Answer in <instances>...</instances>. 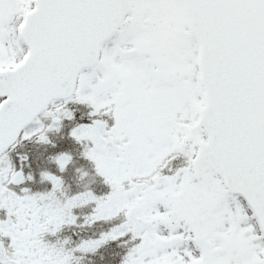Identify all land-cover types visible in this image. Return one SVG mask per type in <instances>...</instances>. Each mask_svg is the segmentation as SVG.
Returning <instances> with one entry per match:
<instances>
[{
	"label": "snow or ice",
	"instance_id": "snow-or-ice-1",
	"mask_svg": "<svg viewBox=\"0 0 264 264\" xmlns=\"http://www.w3.org/2000/svg\"><path fill=\"white\" fill-rule=\"evenodd\" d=\"M0 264H264V0H0Z\"/></svg>",
	"mask_w": 264,
	"mask_h": 264
}]
</instances>
